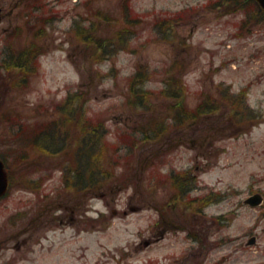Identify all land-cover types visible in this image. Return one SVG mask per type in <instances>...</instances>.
Instances as JSON below:
<instances>
[{
  "label": "rangeland",
  "instance_id": "obj_1",
  "mask_svg": "<svg viewBox=\"0 0 264 264\" xmlns=\"http://www.w3.org/2000/svg\"><path fill=\"white\" fill-rule=\"evenodd\" d=\"M221 1L0 0V51L9 46L10 56L32 38L37 16L48 22L34 68L0 77V153L16 181L0 202V264H194L196 244L180 230L172 201L189 192L229 195L221 232L256 238L229 264H264V208L241 202L255 193L264 199V16L255 5L235 10ZM121 29L124 37L100 43ZM138 71L145 80L133 85ZM170 88L182 89L186 115L205 100L212 107L219 99L220 108L177 127ZM241 91L240 110L233 98L224 102ZM70 110L100 129L111 158L100 160L109 178L101 175L86 195L66 187L76 128L66 154L24 141L34 124L59 125ZM131 144L128 157L123 147ZM17 146L27 159L11 161ZM177 175L192 186L177 187Z\"/></svg>",
  "mask_w": 264,
  "mask_h": 264
},
{
  "label": "trees",
  "instance_id": "obj_2",
  "mask_svg": "<svg viewBox=\"0 0 264 264\" xmlns=\"http://www.w3.org/2000/svg\"><path fill=\"white\" fill-rule=\"evenodd\" d=\"M230 1V2H227ZM221 2L226 3V4H231L233 5L234 9H244L245 7H255L256 13L261 14L264 16V13L257 7L256 3L254 0H222ZM44 15L36 17L34 20V25L33 29L34 30V35L39 36L40 38L42 37V32L44 31L43 27H40V25H46L43 23ZM47 19V18H46ZM48 20V19H47ZM166 19H164L165 22ZM50 22V20H49ZM125 29H121L119 31H116L114 33L113 37H109V35H100V43L106 44L107 40H116L120 39L121 37H124L123 33L125 32ZM90 33L92 34V30H90ZM115 40V41H116ZM42 49V46L40 47V51ZM43 50V49H42ZM13 59V58H11ZM13 60L7 64L8 69L14 68L17 66L13 64ZM25 73V72H24ZM173 78L175 76L173 75ZM145 80L144 73L141 71H138L135 73L133 79H132V84H141V82ZM172 88H177L176 84H173ZM171 86V85H170ZM9 88L14 87L13 84L8 85ZM170 88V90H173ZM182 89L180 88L179 93H175L173 90L172 96L176 103L175 107L177 108V111H175V115L173 116L174 123L177 124V122L182 125H188V121H200L201 118L200 116L203 115L205 112H212L214 110L219 109V99H215V103L212 107H207L206 105L208 102L202 101L200 102L197 107L195 108L194 111L190 112L189 114H184L181 110V105L177 100H181L182 95H181ZM208 97V96H207ZM139 100L138 96H135ZM211 98V99H210ZM224 102L230 100L233 98V102L235 103V106L240 104L243 101L244 98V91H241L237 93V95H233L230 92H227L224 97ZM210 101H214L213 97H209ZM207 103V104H206ZM209 106V104H208ZM241 109L239 106H236V109ZM245 108V107H244ZM243 109V108H242ZM75 112L73 110H70L67 113V116H64L62 121H60L59 125L54 123L53 121L47 122V123H39V124H34L30 129H28L24 134L25 138L24 141L27 143L26 145H30L32 147H37L43 149L42 151L48 155H55V154H66V148L65 146H68L66 143V139L68 137V132L70 133L72 130V127L76 128V130H73L72 133L75 134L77 133L76 137V147L73 151H71V157H69L68 162L70 161V170H72V178H71V185H68V178L66 179V187H69L73 189V191L77 194H89L91 191L94 189L99 188L101 185V179L100 176L104 174L105 179L109 178L110 173L102 171V163H100L101 158L103 161H109L111 160L110 157L107 156L106 150H104V145L100 143V140L102 139L101 134H100V129L94 128L91 123L87 121V123H84V120L82 118H78L77 115L74 114ZM4 116H8L5 113L3 114ZM257 116V115H256ZM200 118V119H198ZM232 121L234 122L235 120L230 116ZM239 122L244 123V120H240ZM74 123V126H73ZM240 123L238 124V126ZM177 126V125H176ZM178 127V126H177ZM240 130V129H237ZM103 132V131H102ZM22 134V131L20 132ZM17 132V136L20 137L21 134ZM144 139V138H142ZM145 140V139H144ZM71 143H69V146ZM125 149V154H127L128 157L132 156L135 154V149L136 146L135 144H131L127 147H123ZM20 151H17V158L15 159V162H20L28 158L27 150L23 148V146H19ZM27 162V161H26ZM183 177H180V175H177V177L174 179V184L178 187L180 186V183H186L187 186H190L192 178L188 179H182ZM122 181L121 178H118L117 182ZM28 186V185H27ZM68 189V188H67ZM181 189V187H179Z\"/></svg>",
  "mask_w": 264,
  "mask_h": 264
},
{
  "label": "flooded vegetation",
  "instance_id": "obj_3",
  "mask_svg": "<svg viewBox=\"0 0 264 264\" xmlns=\"http://www.w3.org/2000/svg\"><path fill=\"white\" fill-rule=\"evenodd\" d=\"M13 36L14 35H7L6 37L9 38ZM31 37L35 38L33 42L29 41L23 48L16 50V52H18L16 55L17 58L14 55H9L10 52L14 51L13 49H8L9 46L5 49L2 48L0 51V77L3 76L2 74H4L5 71H8L7 64H9L11 60L14 61L12 62L13 64L16 65L17 63V70L25 71V69L34 68L36 57L39 53V38L35 35H31ZM6 41L8 40H5V43ZM25 48H27V50H25ZM4 168L7 175L8 186L5 195L0 201H5L12 195L13 187L16 183L14 178L9 181V174L13 175V173L10 172L6 162H4ZM229 198V195H217L214 193H185L177 195V205L180 207L182 215L179 218L181 223L180 230L186 233L185 238L187 240L193 241L196 244V249L193 253L196 256L194 264H229L231 259H236L233 255L238 253L237 250L244 251L247 255V248L250 246L249 240L254 236H251L247 242L236 239L233 241L232 237L221 232V229L227 227L229 223L227 215H230L231 212L223 209V207L228 205V201H230ZM243 201L244 200L241 201L242 204ZM263 206L264 201L258 209H263ZM214 227L217 232L211 233V229ZM255 239L254 237L251 246L256 244ZM232 246H234V251L229 252L228 250L231 249ZM215 252L220 253L215 256ZM240 256L243 257L244 255L240 254Z\"/></svg>",
  "mask_w": 264,
  "mask_h": 264
},
{
  "label": "water",
  "instance_id": "obj_4",
  "mask_svg": "<svg viewBox=\"0 0 264 264\" xmlns=\"http://www.w3.org/2000/svg\"><path fill=\"white\" fill-rule=\"evenodd\" d=\"M259 7L264 10V0H255ZM6 190V175L3 170L2 162L0 161V196L4 194ZM262 198L259 194L249 197L246 199L245 203L249 204L251 207H255L260 204Z\"/></svg>",
  "mask_w": 264,
  "mask_h": 264
}]
</instances>
